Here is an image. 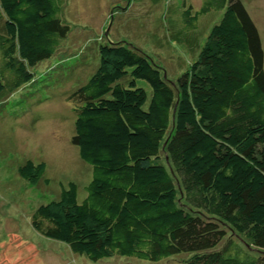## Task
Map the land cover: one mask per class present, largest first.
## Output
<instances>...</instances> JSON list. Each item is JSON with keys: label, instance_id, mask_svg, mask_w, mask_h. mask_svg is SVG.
Returning a JSON list of instances; mask_svg holds the SVG:
<instances>
[{"label": "trees", "instance_id": "16d2710c", "mask_svg": "<svg viewBox=\"0 0 264 264\" xmlns=\"http://www.w3.org/2000/svg\"><path fill=\"white\" fill-rule=\"evenodd\" d=\"M66 2L0 0V105L62 55ZM213 8L221 20L176 81L125 42L99 46L97 70L69 95L71 144L93 179L83 202L70 183L39 206L38 234L94 262L264 264V45L242 0L201 13ZM46 172L29 160L18 174L38 185Z\"/></svg>", "mask_w": 264, "mask_h": 264}, {"label": "rangeland", "instance_id": "374dc122", "mask_svg": "<svg viewBox=\"0 0 264 264\" xmlns=\"http://www.w3.org/2000/svg\"><path fill=\"white\" fill-rule=\"evenodd\" d=\"M209 0H67L64 19L71 33L56 58L36 69L37 82L0 105V259L3 264H156L115 256L94 262L61 242L38 234L32 216L41 205L75 183L87 197L93 169L71 144L75 124L69 95L85 85L99 65V46L125 42L159 65L176 81L196 60L212 28L223 16ZM259 26L264 45V0H242ZM194 7L193 26L185 12ZM194 39L190 42V39ZM151 95L150 87L142 83ZM47 164L38 185L23 180L27 161Z\"/></svg>", "mask_w": 264, "mask_h": 264}]
</instances>
